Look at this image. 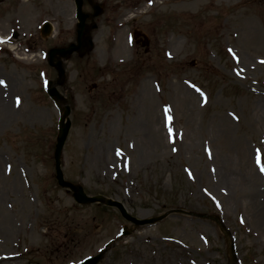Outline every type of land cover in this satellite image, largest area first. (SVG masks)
I'll list each match as a JSON object with an SVG mask.
<instances>
[{"label":"rangeland","instance_id":"374dc122","mask_svg":"<svg viewBox=\"0 0 264 264\" xmlns=\"http://www.w3.org/2000/svg\"><path fill=\"white\" fill-rule=\"evenodd\" d=\"M93 3V47L63 59L65 179L137 218L196 214L136 226L58 185L48 52L77 42L75 0H1L0 264H80L108 242L98 264H233L232 245L264 264V0Z\"/></svg>","mask_w":264,"mask_h":264},{"label":"water","instance_id":"95a60500","mask_svg":"<svg viewBox=\"0 0 264 264\" xmlns=\"http://www.w3.org/2000/svg\"><path fill=\"white\" fill-rule=\"evenodd\" d=\"M91 1V0H89ZM76 3L78 4V17L80 19V23H79V30H78V37H79V43L78 44H72L69 47H64V48H53V50H51L50 52V62L51 64L57 67L59 73H60V77L59 79H57L55 82H51L50 83V88H49V93L50 95L54 98V100L65 109V113H64V117L61 120V129H60V133L58 135V142L56 145V152H55V159H56V170H57V180L59 181V183L64 186L67 187L69 189H71L72 191H74V197L75 200L79 203H93V202H100V203H105L107 205L113 206V207H118L120 211H122L123 215L130 219L131 221L135 222L136 224H149V223H155L160 221V219L168 216L171 212H185L187 213L185 210L181 209V210H170V212L165 213L163 215H159V217H155V218H149V219H135L133 218L129 212L125 209L124 205L118 201V200H112L110 198H106L105 196H101V195H94V196H89L85 191L82 185H76L74 183H72L71 181L68 182L64 179V173L63 170H61V153L63 150V145L65 143V141L67 140V135L68 132L70 130V125H71V121L68 118L67 122H66V118L69 116L68 114L70 113V106L67 102V99H65V97L58 91L57 86L61 85L64 83L65 80V73L66 71H64L63 68V62L61 60H58L56 63L54 62V57L56 54H60L61 56L65 57V56H69L71 55L73 52H75V50H79L80 52H84L86 50V48L90 47L92 45V41L90 39V37H86L85 39H83V34H84V30H85V20L88 17V15L85 13H83L82 8H83V0H76ZM97 10L99 8L98 5L95 4L94 6ZM100 11L98 10L96 12V14H98ZM95 14V15H96ZM192 214V213H189ZM209 218L214 219L213 217L209 216ZM222 229H225L224 226H222ZM229 234H227L228 237ZM104 254V251H102L100 254L96 255L95 258H90L88 260L85 261V264H97V262L103 257L102 255ZM235 256H234V263L235 264Z\"/></svg>","mask_w":264,"mask_h":264},{"label":"bare ground","instance_id":"6f19581e","mask_svg":"<svg viewBox=\"0 0 264 264\" xmlns=\"http://www.w3.org/2000/svg\"><path fill=\"white\" fill-rule=\"evenodd\" d=\"M121 39V41L119 42V45H118V47H119V50H118V55L119 54H122V51H123V53H127L128 52V48H126L124 45H123V37L122 38H120V36L118 37V40H120ZM5 105H8V104H6L5 103Z\"/></svg>","mask_w":264,"mask_h":264},{"label":"snow or ice","instance_id":"6c2138e0","mask_svg":"<svg viewBox=\"0 0 264 264\" xmlns=\"http://www.w3.org/2000/svg\"><path fill=\"white\" fill-rule=\"evenodd\" d=\"M0 83H2V82H0Z\"/></svg>","mask_w":264,"mask_h":264}]
</instances>
